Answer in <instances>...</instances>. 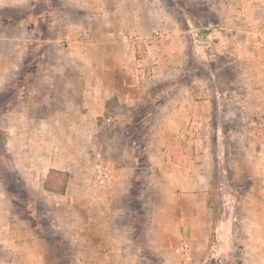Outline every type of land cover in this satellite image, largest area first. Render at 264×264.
<instances>
[{"label": "rangeland", "instance_id": "rangeland-1", "mask_svg": "<svg viewBox=\"0 0 264 264\" xmlns=\"http://www.w3.org/2000/svg\"><path fill=\"white\" fill-rule=\"evenodd\" d=\"M9 23L22 25L27 49L0 89V264H185L176 252L184 240L166 257L145 243L150 150L199 168L214 224L225 202L238 210L264 181L256 169L264 158L248 155L264 142V0H0V32ZM94 95L107 98L103 107ZM21 96L42 120L11 113ZM64 117H79L83 136ZM36 128L44 149L71 145L67 197L51 193L67 186V171L42 164L46 192L7 151L25 145L18 131L35 149ZM105 207L118 215L107 224L96 216ZM117 227L132 242L115 245ZM101 229L111 233L104 250Z\"/></svg>", "mask_w": 264, "mask_h": 264}, {"label": "crops", "instance_id": "crops-1", "mask_svg": "<svg viewBox=\"0 0 264 264\" xmlns=\"http://www.w3.org/2000/svg\"><path fill=\"white\" fill-rule=\"evenodd\" d=\"M22 30L20 23H9L5 30L0 32V89L16 76L17 65H20L26 52L27 39L24 37ZM127 56L130 59L128 53ZM122 93L123 91H121ZM27 98V96H21L17 99L10 109L11 113L15 114L17 110L23 113L25 115L23 118L27 119V123L42 120L41 118H35L33 115L29 116V101ZM93 98L95 101H99V107H103L105 99H107L106 97L100 99L95 95ZM133 99L137 98L133 97ZM120 101L122 102L124 99L119 97ZM71 109L73 114L79 112L78 107H72ZM79 115L81 114L79 113ZM64 118L68 126L79 124L78 135L83 136L85 132L80 128V124H83V122L79 117L76 120L71 119L73 117ZM36 129L37 138L34 141L37 145L35 149L27 144L28 140L31 139L26 136L23 138V135L18 131L17 134L22 137L25 145L21 149L7 151L13 161H15L14 157L20 158L22 166L20 168L15 167L22 173L30 175V182L28 183H31V187L37 184L40 190L49 192L44 188L45 182L43 179L45 175L41 173V166L44 163L47 164L46 172L50 169L67 171L69 181L64 192H51L52 195L60 198L67 197L68 190L73 188L72 183L75 179L72 172L77 170L72 168L74 154L70 150L71 145L66 142L64 148L57 144L51 146L49 150L44 149V145L40 143L43 138L38 128ZM66 137L70 140L74 138L71 133H67ZM10 140H13V138H10ZM14 140H17V138ZM176 152L182 155L181 150ZM165 155L169 157V154L161 153L159 149V152L150 150L147 156L150 169L147 179L149 199L147 203L149 206L153 205V211L144 227L145 243L148 249L159 253L162 257H166L173 244L184 240V243L188 242L187 244L190 246L188 253L183 257L185 264H189L193 260L197 264H264V181L251 184L242 203L238 204V210L236 209V201H234L235 203L230 200L225 202L228 206L226 207L227 213H225L224 218L219 219L214 224L211 209L208 206V182L206 179L204 180V176H201L202 173L199 168L193 171L187 166L186 162L182 163L181 161L177 165H173V161L166 158ZM248 155L264 158V142L261 144V148L249 151ZM256 169L259 170L261 176H264L263 165H259ZM38 173H41L39 183L36 180L38 179ZM109 180L108 178L107 184ZM76 182L80 183L77 179ZM122 182L125 186L126 182L124 180ZM112 185L113 183L107 185L105 190L107 193L105 196L106 206L112 203L113 198L110 196L112 192L109 190ZM80 187H82L80 184L76 185V188ZM238 214L241 221L239 227L237 224ZM96 216L105 221L106 224L113 221V217H118L110 207H105L102 213L96 214ZM93 219L90 216L87 220V226L90 228L94 225ZM117 220L120 223V218ZM119 230L121 229L117 227L116 235L111 237L115 245H126L125 242L121 241L124 238H128L132 242L134 239L132 235L129 234L127 237L125 233L123 235ZM121 231L124 232L123 229ZM104 232L101 229L100 234L98 233L100 242L104 241V243H100L104 247L103 250L109 245L106 238L111 235V233L105 234ZM211 236L214 241L208 247ZM121 249L125 251L124 247H121Z\"/></svg>", "mask_w": 264, "mask_h": 264}, {"label": "built area", "instance_id": "built-area-1", "mask_svg": "<svg viewBox=\"0 0 264 264\" xmlns=\"http://www.w3.org/2000/svg\"><path fill=\"white\" fill-rule=\"evenodd\" d=\"M109 177V174L104 169H98L97 170V180L100 185H104L107 182V179ZM189 251L188 244L184 243L181 246L176 248V252L181 254H187Z\"/></svg>", "mask_w": 264, "mask_h": 264}, {"label": "trees", "instance_id": "trees-1", "mask_svg": "<svg viewBox=\"0 0 264 264\" xmlns=\"http://www.w3.org/2000/svg\"><path fill=\"white\" fill-rule=\"evenodd\" d=\"M44 188H45V190H47V191H52L51 189H49L48 187H46L45 185H44ZM64 186L63 187H61V188H58L57 190L55 189V191H53V192H58V193H63L64 192Z\"/></svg>", "mask_w": 264, "mask_h": 264}]
</instances>
